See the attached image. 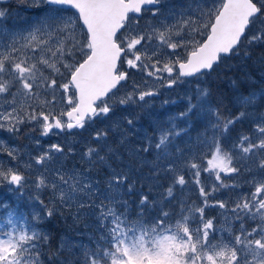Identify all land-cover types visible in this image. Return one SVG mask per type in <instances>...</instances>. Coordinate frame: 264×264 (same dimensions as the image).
<instances>
[{
    "label": "snow or ice",
    "instance_id": "obj_1",
    "mask_svg": "<svg viewBox=\"0 0 264 264\" xmlns=\"http://www.w3.org/2000/svg\"><path fill=\"white\" fill-rule=\"evenodd\" d=\"M31 2L48 6L51 15L10 39L0 34V130L14 136L36 131L41 137L73 136L75 130L112 121L117 106L147 105L146 98L158 94L147 79L117 97L129 70L174 89L190 83L189 78L199 81L242 47L264 45V0H190L179 11L167 0ZM65 10L75 11L60 15ZM145 12L152 21L141 28ZM5 15L0 10V18ZM58 94L67 105L59 113ZM209 97V90L198 85L184 110L162 124L154 120L153 134L145 133L139 147L129 150L132 159L150 163L143 177L139 168L108 163L121 159L130 134L138 135L137 121L130 116L113 121L111 128L95 129L79 159L70 145L43 148L32 136L38 151L30 154L25 168L39 173L31 182L34 210L30 220L15 211L3 218L0 264H41L40 250L45 245L51 249L52 238L39 224L57 215L95 225L89 246H79L82 262L75 264H264V114L248 112L254 94L238 97L242 110L227 116L222 101L213 106ZM205 119L209 124L197 138L195 152L175 145L188 131L177 122L192 127ZM245 119L250 120L248 133L226 149L225 138ZM113 128L119 132L115 147L109 143ZM0 153L9 158L8 164L0 163V186L19 192L29 177L11 163L19 162L18 149L0 141ZM106 165L110 170L101 178ZM202 173L214 176L211 190L202 183ZM244 173L251 177L246 181L249 193L234 201L216 198L220 189L237 186L225 177ZM188 176L199 202L177 199ZM162 178L169 182L165 185ZM9 208L0 204V209ZM210 209L221 211L209 216ZM65 247L75 246L62 239L50 251V264H67L59 261Z\"/></svg>",
    "mask_w": 264,
    "mask_h": 264
},
{
    "label": "rangeland",
    "instance_id": "obj_2",
    "mask_svg": "<svg viewBox=\"0 0 264 264\" xmlns=\"http://www.w3.org/2000/svg\"><path fill=\"white\" fill-rule=\"evenodd\" d=\"M189 2L190 0H167V4L173 6L176 11H179L181 6L187 5ZM0 10L5 11L6 13L4 17L0 18V34L8 36L9 39L13 34L25 33L44 16L51 15V13L48 11V6L41 5L38 8L34 4H32L31 0H9V2L7 3L0 2ZM165 11H167V8L165 9ZM73 12L74 10H65L61 12L60 15L67 17L72 15ZM150 21H152L151 13L145 12L139 21L140 27L143 28ZM245 44H247V41H245ZM245 51H248L250 53L251 48L242 47L240 49L239 55H233L231 57L223 59L222 62L215 67V70H227L231 69L229 67L234 66L235 69L240 70L242 73L241 78L236 77L234 80L235 83L242 81L240 83L244 84V91L242 94L240 92H237L235 94L233 108L227 111H229V113L231 114L236 111L235 114H237L242 110L237 103V98L240 96L254 94L255 102L251 107L248 108V112L252 113L254 116H259L261 114H264V85L260 87L261 80H258L257 76L254 75V73L263 75L262 72H259L263 58L256 57L255 59H253L250 56L245 57L243 55ZM122 67L126 68L127 66L123 65ZM129 72V79L126 82L122 83L124 86L121 87L120 90L116 93L117 97L131 92L133 90L134 83L142 85L145 79L149 81L148 87L155 88L158 94L155 97L146 98L148 100V104L143 107L138 104H129L123 106V109H121V106H117L112 121H106L103 124L97 122L95 125L87 127L84 130H75L76 134L73 136H69L64 133H58L57 130L56 131L58 134H51L47 137H41L39 135V131H36L31 135L21 134L19 136H14L10 133H7L6 131L0 130V141H3L4 144L8 145L11 148L18 149L19 162L11 163L16 164L19 170L29 177V181L26 187L16 193L9 192L7 187L5 186H0V204L7 203L8 205H10V208L8 210L0 209V228H3L5 226L3 218L7 215L8 211H15L18 216H24L29 220L31 219V215L34 210L31 196L34 195L35 192L31 182L35 178V176L39 174L35 171V169L25 168V164L29 161L30 154H35L38 151V146L35 144L32 136L38 137L40 139L39 147L43 148H47L52 143H62L66 147L70 145L74 148L76 157L77 159H79L81 150L86 149L88 143L91 141V135L94 133L95 129L104 127L111 128L113 121L122 119L123 116H130L137 121L136 132H138V135L130 134L129 139L131 143H129L126 147L120 149V152L122 153L121 159L109 161L108 163L112 167L124 164L131 165L134 168H139L140 172L138 173V176L143 177L148 173L150 163L143 164L140 157L132 159L129 155V150L139 147V144L143 142L145 133H147V135L149 136L153 134L154 120H157L162 124L167 121L169 116L178 115L180 111L184 110L187 96L193 94L198 85L201 88H206L210 80L209 75L207 74L201 77L199 81L193 78H189V80L191 81L190 83L182 84L174 89H168L165 87H161L158 82L152 81L151 78L146 77L141 71L129 70ZM253 83L257 84V86H252L251 84ZM238 86L235 87L236 90H238ZM60 100L61 97L58 94V103L56 105L57 113H59L62 108L67 107L66 104L60 103ZM165 100H167L168 103L165 104ZM212 105L214 106L213 102ZM224 115L227 116L229 114ZM177 123L180 128H187L188 131L187 134H182L181 137L176 138V140L174 141L175 145L179 146L182 149L191 148L192 151L195 152L196 145L198 143L197 138H202V134L205 132V128L209 124L208 119H205L203 122H197L192 127H189L187 124H180L179 122ZM249 129V119H245L243 123L237 124L225 138V148H231L234 140L242 133L247 134ZM24 131L25 133H27V128H25ZM210 134L211 131L209 128V135ZM118 141L119 132H117L113 128L109 136V143L113 147H115ZM153 159H155V154L147 157V160L149 162ZM0 163H9V158L4 153H0ZM109 170V167L106 165L100 174L101 178H103ZM186 178L189 180L188 185L185 187L182 193L178 189L176 195L179 199L184 198L188 200V202H199V192L196 186L191 182V176H188ZM249 179H251V177L248 176L247 173H244L240 177L234 179H228L227 177H225L226 183L230 185L236 184L237 186L235 188L220 189L215 193L216 198L226 201H234L237 197L249 193L251 190V185L246 182ZM161 181L165 185L169 182L164 178H162ZM201 181L203 184H205L208 190H211L212 185L216 183L214 176L210 177L207 173H202ZM144 187L145 190H147L148 185L145 184ZM44 199L47 200V196H44ZM219 211L221 210L210 209L208 211V215L217 216ZM46 220L47 218L39 224V229L45 233H47V228L44 226V222ZM218 222L222 223L223 217H219ZM56 224L57 223H54L53 226L59 225V227L61 228V234H59L57 244L54 246V248L59 247L60 241L62 239L69 241L72 245L75 246L65 247L63 250V254L59 257V261H65L67 262V264H75L77 260H81L82 262V252L80 251L79 246H89V241L92 240L93 233L95 231L94 223H92V221L84 220L80 222H74L71 217L65 218L64 216H60V222H58L57 225ZM52 249L46 248L45 245L40 250L41 264L50 263L49 257L50 251Z\"/></svg>",
    "mask_w": 264,
    "mask_h": 264
},
{
    "label": "trees",
    "instance_id": "obj_3",
    "mask_svg": "<svg viewBox=\"0 0 264 264\" xmlns=\"http://www.w3.org/2000/svg\"><path fill=\"white\" fill-rule=\"evenodd\" d=\"M250 57H252L253 59H255L256 57L263 58L262 65L260 66V69H259V72H262L263 75L254 73V75L257 76L258 80H261L260 87H262L264 85V46L258 45V46L251 47ZM229 68L231 69H227V70L221 69L220 71L217 69L216 70L214 69L210 74H208L210 80L206 87L210 92L209 98L214 103V106L219 101H222L221 111L224 114H229V111L227 110L233 108L235 94L237 92H240L242 94L244 91L243 90L244 84L240 83L242 81L235 83V80H234L236 77L241 78L242 76L241 71L235 69L234 66L229 67ZM251 85L257 86V84H254V83ZM236 86H238V90H236L235 88ZM235 112L232 113V115L235 114ZM177 199H179L178 196H177ZM58 222H60L59 215L53 218H50V219L47 218V220L44 222V226L47 228V233L52 238V242H51L52 248H54V246L57 244L59 234H61V228L59 227V225H57ZM54 223H57L56 224L57 226H53ZM46 248H49V246L46 245ZM46 264H50V263H46Z\"/></svg>",
    "mask_w": 264,
    "mask_h": 264
},
{
    "label": "water",
    "instance_id": "obj_4",
    "mask_svg": "<svg viewBox=\"0 0 264 264\" xmlns=\"http://www.w3.org/2000/svg\"><path fill=\"white\" fill-rule=\"evenodd\" d=\"M9 0H0V2H8ZM75 11V10H74Z\"/></svg>",
    "mask_w": 264,
    "mask_h": 264
}]
</instances>
